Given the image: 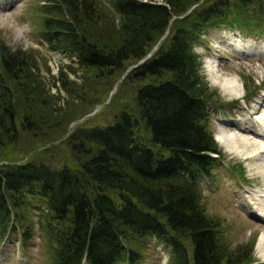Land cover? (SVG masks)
<instances>
[{"label": "trees", "instance_id": "obj_1", "mask_svg": "<svg viewBox=\"0 0 264 264\" xmlns=\"http://www.w3.org/2000/svg\"><path fill=\"white\" fill-rule=\"evenodd\" d=\"M102 1L108 16L96 0L39 6L48 48L77 64H61L55 79L66 106L79 102V116L44 85L30 49L0 42V241L12 233L24 242L39 217L53 264L131 263L143 235L169 245L166 264L251 262V248L227 252L219 222L201 207L199 178L211 176L220 149L203 122L210 96L192 48L204 28L232 15L241 28L230 27L241 33L264 24V0ZM130 65L122 79L130 97L110 119L77 125L64 138L70 161L9 160L25 133L63 136L94 108L98 88Z\"/></svg>", "mask_w": 264, "mask_h": 264}, {"label": "rangeland", "instance_id": "obj_2", "mask_svg": "<svg viewBox=\"0 0 264 264\" xmlns=\"http://www.w3.org/2000/svg\"><path fill=\"white\" fill-rule=\"evenodd\" d=\"M43 1L0 0V17L3 19L0 21V42L9 48L30 49L36 64H38V73L44 81V85L53 94L59 92L61 98L58 103L64 107L73 106L75 112L72 116H76L78 115L76 106L79 102L74 100L73 103L66 106L65 101L67 102L68 96L58 86L59 82L55 79L58 67L71 62V58L59 50H50L42 37L43 15H41L39 6ZM96 1L103 14L108 16L106 7L100 3L103 1ZM154 1L163 2L164 0ZM197 4L190 6L187 10ZM7 14H10L9 20L6 19ZM233 22L241 28L239 26L240 18L237 15H232L227 21L221 22L219 26L204 28L202 36L192 48L198 59L201 80L206 83V90L210 96L207 101V116L203 122L220 149L218 159L211 166V176L199 178L202 184L200 202L204 213L219 222L218 235L227 252L241 249L242 246L246 250L251 248L249 251H252V261L244 264H264V249L262 251L258 247L259 238L264 233V223L261 219L258 220V218H254L255 216L249 217L244 212L245 210L261 212L263 206L256 207L254 205L257 203L256 197L252 196L254 199V204H252L246 195L260 194L261 198L264 197V172L259 171L254 163L256 161L254 158L236 154L217 140V134L222 126L232 131L234 129L241 130L239 127L250 128V125L258 128L264 126V121H261L264 119V111L259 110V103L255 104L258 96L264 95V24L256 25L251 32L241 33L229 30L230 24ZM167 32L168 29L150 47L147 54L153 52L155 47L166 38ZM238 36H242L243 43L239 44L244 46V50L249 49L248 54L235 49L234 42H237ZM71 63L73 66H77L74 61ZM127 68L118 75L107 79L98 88L95 98L97 102L93 105V109L84 102V110L91 109V111L79 117L80 119L77 118L78 120H72L63 136L40 140L32 137L30 133H25L14 145V156L9 160L15 163L26 161L28 158L42 157L52 161L54 159L58 164L70 161L66 147L61 143L64 142V138L71 129L80 124L91 125L110 119L113 112L119 109L120 104L130 97L125 93L127 85H122L123 75L130 69ZM69 74L70 78L78 79L74 74ZM223 76L237 78L238 87L241 88L240 92L242 91L239 93L240 95H231L220 89L219 80ZM247 97L257 107L254 109L256 120L255 117L247 119V114L241 109V105L244 104ZM247 102L248 106L253 109V104ZM258 111L259 113L256 114ZM44 148H48V150L43 151ZM260 154H262L261 151ZM4 157L0 152V162L4 160ZM242 194H246V198L241 197L240 202L237 201ZM244 198L245 201H242ZM38 219L39 217L34 218L36 225L33 227L35 232L32 237L25 239L24 242L12 233L6 240L0 242V264H53L54 246L48 245L43 232L38 231ZM140 246L142 252L137 259L132 260L131 263L121 262L120 264L167 263L170 248L165 242L153 236H137L135 247ZM263 246L264 244L262 248H264Z\"/></svg>", "mask_w": 264, "mask_h": 264}, {"label": "bare ground", "instance_id": "obj_3", "mask_svg": "<svg viewBox=\"0 0 264 264\" xmlns=\"http://www.w3.org/2000/svg\"><path fill=\"white\" fill-rule=\"evenodd\" d=\"M6 17H7L6 19L9 20L10 14H7ZM1 20H3L2 17H0V21ZM210 68H212V66H210ZM219 84H220V89L223 90V92H227L231 95H238L239 93L242 92V91L240 92L241 88L239 89L238 87L237 78L233 76H223V78L221 77L219 80ZM258 103H259L258 108H260L259 110L264 111V107H263L264 99L260 98L257 104ZM239 129L241 130L234 129V131H232V130H227L225 127L222 126L220 132L217 134V140L222 145L226 146L230 151L236 154H239L244 157L254 158L256 160L254 163L259 169V171L264 172V131L260 129L257 131L252 129L251 127L250 128L239 127ZM260 151L262 152V154L259 155ZM256 199H257V203H261L264 200V197L262 198L256 197ZM242 201H245V198L242 199ZM252 216L253 217L255 216L254 218H258V220L261 219L264 223V205L263 208H261L260 213L256 211ZM263 244H264V233L261 235L258 242V247H260V250L262 251L264 249L262 248Z\"/></svg>", "mask_w": 264, "mask_h": 264}, {"label": "water", "instance_id": "obj_4", "mask_svg": "<svg viewBox=\"0 0 264 264\" xmlns=\"http://www.w3.org/2000/svg\"><path fill=\"white\" fill-rule=\"evenodd\" d=\"M149 54H146L142 59H140L136 64H138V63H141L143 60H144V58L146 57V56H148ZM136 64H134V65H136ZM133 65V66H134ZM133 66H129L127 69H129V68H131V67H133Z\"/></svg>", "mask_w": 264, "mask_h": 264}]
</instances>
